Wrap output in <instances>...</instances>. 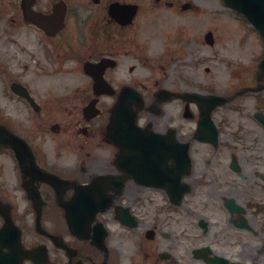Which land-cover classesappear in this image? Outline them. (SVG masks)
Instances as JSON below:
<instances>
[{"label": "flooded vegetation", "instance_id": "1", "mask_svg": "<svg viewBox=\"0 0 264 264\" xmlns=\"http://www.w3.org/2000/svg\"><path fill=\"white\" fill-rule=\"evenodd\" d=\"M169 1L166 7L177 12ZM116 2L126 4L95 1L103 10ZM65 5L0 0V115L16 116V133L35 157L27 173L15 158L14 175L0 178V264H178L175 248L162 249L165 240L175 241L178 224L194 230L192 262L256 258L258 226L264 231L256 93L228 92L227 103L202 110L193 97L195 65L177 75L175 87L149 84L135 67L122 75L132 23L120 25L98 11V21L107 24L90 27L89 38L70 31L67 19L52 29L39 24ZM23 54L28 60L22 62ZM87 63L101 65L95 75L85 71ZM96 79L104 81L99 94ZM251 79L241 91L256 88V74ZM16 83L21 86L13 92ZM248 98L251 109L245 108ZM133 113L134 126L117 132L127 140L121 147L108 137L109 121ZM73 198L85 211L72 215L78 234L68 213L76 208Z\"/></svg>", "mask_w": 264, "mask_h": 264}, {"label": "rangeland", "instance_id": "2", "mask_svg": "<svg viewBox=\"0 0 264 264\" xmlns=\"http://www.w3.org/2000/svg\"><path fill=\"white\" fill-rule=\"evenodd\" d=\"M71 1L76 6L77 16L80 18L82 16L89 17L90 20L95 18L98 9L94 5V0ZM102 1L105 4L108 0ZM123 1L143 4L146 11H141L136 23H133L132 29L128 31L131 41L127 52L130 55L126 57L125 64L121 67L122 75L129 74V68L135 66L134 74L148 80L149 84H153L154 80H160L175 87V83L179 80L177 75H187L189 66L195 65L193 76L196 79L198 92H205L213 88L214 91L227 94L233 91L241 80L248 81L252 74L257 73V66L264 57V41L251 24L245 21L246 18L243 15L226 7L223 0H171L173 5L175 4L173 10L178 13L174 15L176 25L173 26V31L169 35H167L165 25L154 28H152V25L146 30H143L140 25L145 21H142V16L144 14L149 16L152 12H158L153 17L155 23L160 19L167 21L169 14L166 8L170 7L166 6L170 2L169 0ZM186 4H190L192 8L194 7V10L185 12L183 5ZM102 5L98 6L99 11H102L101 18L104 17L106 12V8L103 10ZM188 15H190L189 19ZM106 24V20H99L96 26H105ZM146 24V22L143 23L144 28H146ZM78 26L72 25V28L76 29ZM83 28L85 32L90 27L83 26ZM226 28L237 33L238 37L235 42L225 39L224 31ZM208 31L214 33L215 44L213 46L206 44L204 40V36ZM89 36L90 33L84 37L89 38ZM178 36L180 38L177 40ZM155 38L158 39V42ZM242 42L243 44L240 45ZM11 48L15 51V47ZM231 48H237V51L233 54L229 51ZM0 53L5 54L1 49ZM228 57L235 59V61H230L227 59ZM6 58L8 59L7 56ZM18 58L22 62L28 60L26 54L19 55ZM8 61L11 63L9 59ZM3 93L0 82V104H4ZM263 101L264 91L256 94V111H260V108H262L260 102ZM244 102L246 109L252 108V99H244ZM15 117L13 114H9L1 116L0 120L13 125ZM256 159L264 163V131L257 126ZM13 171L14 166L9 156L7 154L1 155L0 178L2 177L4 180L6 177H12ZM0 183H3L2 179H0ZM173 229L175 241L165 240L162 249L173 250L175 248L178 264H202L201 262H192L190 259V252L194 248H191L194 242L190 234L194 230H189L188 233V229L182 224L176 225ZM194 246H200V244L195 243ZM256 251H262V253L258 254L256 252V258L252 256L247 258L246 261L264 263V231L260 228V225L256 236ZM152 260L150 258V262Z\"/></svg>", "mask_w": 264, "mask_h": 264}, {"label": "water", "instance_id": "3", "mask_svg": "<svg viewBox=\"0 0 264 264\" xmlns=\"http://www.w3.org/2000/svg\"><path fill=\"white\" fill-rule=\"evenodd\" d=\"M230 7L245 13L250 22L260 31L264 37V0H225ZM212 42V40L210 39ZM258 77L264 79V60L261 62ZM18 138L6 129L0 127V148L2 146L15 147Z\"/></svg>", "mask_w": 264, "mask_h": 264}, {"label": "bare ground", "instance_id": "4", "mask_svg": "<svg viewBox=\"0 0 264 264\" xmlns=\"http://www.w3.org/2000/svg\"><path fill=\"white\" fill-rule=\"evenodd\" d=\"M152 17V16H151ZM150 17V18H151ZM153 25V26H152ZM161 25H165V29L167 28V33L173 30V26L176 25V19L174 17L169 18L167 21H164V19H160L157 23L154 22L153 18L149 21V26L154 27H160ZM224 37L226 40L235 42L236 38L238 37L237 33L233 30H229V28H226L224 31ZM156 39V42H158V39ZM237 51V48H231V52L234 54V52Z\"/></svg>", "mask_w": 264, "mask_h": 264}]
</instances>
